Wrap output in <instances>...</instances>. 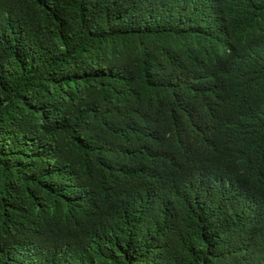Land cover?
Instances as JSON below:
<instances>
[{"label":"trees","instance_id":"16d2710c","mask_svg":"<svg viewBox=\"0 0 264 264\" xmlns=\"http://www.w3.org/2000/svg\"><path fill=\"white\" fill-rule=\"evenodd\" d=\"M0 264H264V0H0Z\"/></svg>","mask_w":264,"mask_h":264}]
</instances>
